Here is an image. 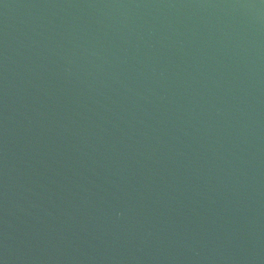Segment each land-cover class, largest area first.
Returning a JSON list of instances; mask_svg holds the SVG:
<instances>
[{
  "label": "water",
  "instance_id": "obj_1",
  "mask_svg": "<svg viewBox=\"0 0 264 264\" xmlns=\"http://www.w3.org/2000/svg\"><path fill=\"white\" fill-rule=\"evenodd\" d=\"M0 264H264V0H0Z\"/></svg>",
  "mask_w": 264,
  "mask_h": 264
}]
</instances>
